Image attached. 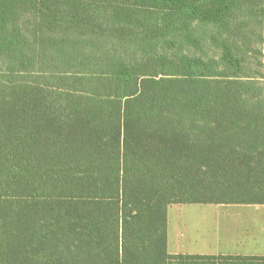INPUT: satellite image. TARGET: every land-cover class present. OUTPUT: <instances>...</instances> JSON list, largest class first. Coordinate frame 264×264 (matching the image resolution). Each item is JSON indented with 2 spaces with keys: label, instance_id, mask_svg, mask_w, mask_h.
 <instances>
[{
  "label": "trees",
  "instance_id": "16d2710c",
  "mask_svg": "<svg viewBox=\"0 0 264 264\" xmlns=\"http://www.w3.org/2000/svg\"><path fill=\"white\" fill-rule=\"evenodd\" d=\"M263 30L264 0H0V264L196 263L171 205L264 204Z\"/></svg>",
  "mask_w": 264,
  "mask_h": 264
},
{
  "label": "crops",
  "instance_id": "0c3cea01",
  "mask_svg": "<svg viewBox=\"0 0 264 264\" xmlns=\"http://www.w3.org/2000/svg\"><path fill=\"white\" fill-rule=\"evenodd\" d=\"M168 252L199 255L196 263L171 264H264V204H173Z\"/></svg>",
  "mask_w": 264,
  "mask_h": 264
},
{
  "label": "rangeland",
  "instance_id": "374dc122",
  "mask_svg": "<svg viewBox=\"0 0 264 264\" xmlns=\"http://www.w3.org/2000/svg\"><path fill=\"white\" fill-rule=\"evenodd\" d=\"M256 53V57L250 58V65H252L254 68L262 69L264 68V42L259 44L258 51Z\"/></svg>",
  "mask_w": 264,
  "mask_h": 264
}]
</instances>
